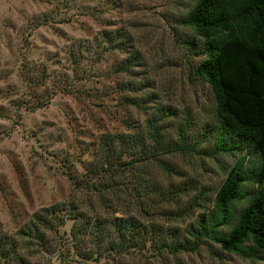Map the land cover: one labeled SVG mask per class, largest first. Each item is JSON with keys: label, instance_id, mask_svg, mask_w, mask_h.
Masks as SVG:
<instances>
[{"label": "rangeland", "instance_id": "1", "mask_svg": "<svg viewBox=\"0 0 264 264\" xmlns=\"http://www.w3.org/2000/svg\"><path fill=\"white\" fill-rule=\"evenodd\" d=\"M193 2L0 0L1 234L13 237L33 214L63 204L91 224L125 216L152 226L158 237L172 232L183 237L212 207L241 156L211 154L215 106L208 85L195 75L204 59L203 42L180 23ZM104 138H144L145 151L136 169L117 181L121 187L100 201L91 186L118 179L86 175ZM149 138H183L185 150L155 155ZM257 162L245 157L244 169ZM145 185L168 201L130 193ZM251 188L245 183L244 194ZM247 197L234 203L235 213ZM64 216L49 235L58 252L52 248L31 257L21 252L29 264H264L220 252L205 239L176 254L158 255L146 243L84 261L72 254L70 230L78 222ZM92 242L85 238L81 247L88 251Z\"/></svg>", "mask_w": 264, "mask_h": 264}, {"label": "trees", "instance_id": "2", "mask_svg": "<svg viewBox=\"0 0 264 264\" xmlns=\"http://www.w3.org/2000/svg\"><path fill=\"white\" fill-rule=\"evenodd\" d=\"M180 23L203 42L200 53L204 59L196 66L195 75L208 85L215 106L218 125L211 154L241 156L215 193L212 207L198 216L186 236L172 232L158 237L152 226L147 229L132 217L95 219L91 224L72 206H51L33 214L13 237L0 233V264H29L21 252L29 257L49 253L52 248L53 253L58 252V244L54 248L49 235L63 224V215L78 222L70 230L72 254L84 261L93 254H118L142 248L146 243L155 246L158 255L176 254L193 250L205 239L217 245L220 252L264 262V0H194ZM152 129H156V123ZM149 139L155 155L185 150L183 138L174 142L167 138ZM144 151V138H104L99 158L86 175L88 179H118L106 184L98 182V187L91 186L92 193L100 201L107 199V194L121 187L117 181L144 160L140 156ZM126 155H131L130 162L120 160ZM247 156L258 160L257 167L248 172L243 165ZM245 183L252 188L244 194ZM132 191L135 198L158 195L163 202L168 201L160 190L149 185ZM245 196L244 208L235 213L234 203ZM227 226L229 231L221 234ZM90 237L92 248L84 251L81 243Z\"/></svg>", "mask_w": 264, "mask_h": 264}]
</instances>
